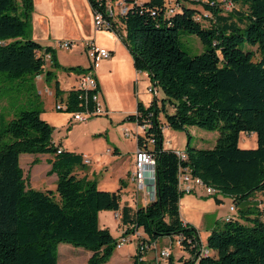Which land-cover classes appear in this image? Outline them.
Here are the masks:
<instances>
[{
    "label": "trees",
    "instance_id": "trees-1",
    "mask_svg": "<svg viewBox=\"0 0 264 264\" xmlns=\"http://www.w3.org/2000/svg\"><path fill=\"white\" fill-rule=\"evenodd\" d=\"M125 1L120 37L135 68L146 71L163 93L147 106L138 101L136 111L125 116L145 124L136 141L155 158V197L144 205L122 204L120 188H100L94 178L79 175L77 169L86 165L82 153L57 151L54 126L41 117L34 90V101L25 102L31 107L19 106L9 118L0 110V264H57L60 242L90 250L86 264H102L118 242L107 226L99 225L103 209L120 211L121 236L143 229L146 236L137 239L133 264H149L143 255L150 247L140 250V245L164 235L177 236L188 252L179 264H264V217L257 204L239 207V215L212 228L203 253L197 228L181 218L184 192L178 186L181 167L231 196L234 208L239 200L264 194V0H233L239 7L226 11L219 0H175L179 7L172 13H167L168 0ZM89 2L92 8L105 6V0ZM32 7V0H0V71L8 79L29 78L31 85V78L43 72L56 99L65 102L58 111H92L98 85L62 95L54 68L78 73L86 68L60 65L53 47L32 38ZM181 30L195 34L203 50L191 54L183 49ZM46 54L51 67H46ZM161 113L172 129L196 125L217 130L213 146L197 147L188 140L183 158L164 147ZM242 132L255 133L254 147L239 145ZM23 152L52 155L46 173L56 174L55 189L27 187L19 163Z\"/></svg>",
    "mask_w": 264,
    "mask_h": 264
},
{
    "label": "crops",
    "instance_id": "crops-1",
    "mask_svg": "<svg viewBox=\"0 0 264 264\" xmlns=\"http://www.w3.org/2000/svg\"><path fill=\"white\" fill-rule=\"evenodd\" d=\"M33 7L30 17V34L33 39L42 45H50L54 48L57 61L62 66L80 65L86 70L90 66V61L86 55L85 42L90 40L98 46L106 47L110 50L109 57L103 59L99 66L95 69V78L98 85V100L105 112L103 114L90 116L86 121H83L85 125V135L89 146L81 145L77 148L67 147L64 138L57 132L67 127L71 112L58 111L55 108L57 101L54 94L52 82L45 79L44 73L35 75L32 79L35 91L38 94V98L41 102L43 111L41 117L46 119L49 123L55 126L52 132V140L55 144H58L60 148L66 150H73L82 153L83 157L87 156L89 162H85L86 165L83 169H77L79 175L86 174L90 178H94L97 181V185L100 188L115 190L120 188L121 203H128L132 206L144 205L149 200L144 196V192H136L135 183L129 177L131 168L135 157L130 158L128 155L125 159H121L120 156L124 152L120 143L116 140L114 133L117 129V124L125 119V116L130 113H134L137 109V102L141 101L147 106L152 100V96L147 90V86L151 83L148 73L143 70L135 68L131 52L129 51L126 43L121 39L120 35L111 29H96L93 24V8L89 0H32ZM140 2L144 0H138ZM122 34H124L122 29ZM62 40H69L72 45L69 49L63 48L59 45ZM46 67H51L50 59L46 58ZM55 79L58 80L60 88L63 90L62 95L65 96L66 92L77 86L79 76L82 72H76L73 70H66L63 67L54 68ZM85 71V70H84ZM163 94L161 95V97ZM64 102V101H63ZM5 107V116L9 118L12 113L17 109L20 103L10 104L4 95L0 96V110ZM58 113L67 115L61 122H54L50 118L54 117ZM131 122V121H127ZM133 129L135 130V140L138 134H143L144 129L136 122ZM125 126V125H124ZM124 127L122 131L125 129ZM132 128V127H131ZM164 127H162L164 135ZM251 132L249 134H252ZM135 156L137 151V141H135ZM196 143L195 146H199ZM164 147H170L163 143ZM240 145V144H239ZM241 146V145H240ZM244 147V146H241ZM171 148V147H170ZM179 150V149H176ZM128 152V150H127ZM109 158V162L104 161V157ZM52 158L50 153H28L23 152L19 155V163L23 168L22 163L25 166L32 168L41 160L45 163L44 171L50 167L49 159ZM104 171V174L102 173ZM109 170V171H108ZM24 171V170H23ZM110 172L109 175H107ZM49 180H56V174H47ZM110 180V184L107 181ZM128 182L134 184L132 191H126ZM111 185V186H110ZM150 190L151 187L147 186ZM53 189V188H52ZM201 191V194H200ZM204 194H203V193ZM202 187H197L194 191L188 192L182 195L179 199V211L183 221L192 223L198 231L200 236V228H204L206 236L212 228L219 226L223 223L226 216L229 214L239 215V206H236L234 210L223 211L220 209L221 203H217L216 200H221L217 197H208ZM152 194L149 195L151 197ZM264 194H259L257 206L263 211L262 217H264ZM132 198V201H130ZM130 199V200H129ZM189 203L191 211L188 213L183 212V203ZM203 204H208L209 209H202ZM102 211H111L115 216V222L119 231V238L124 229V226L120 223V211L103 209ZM196 213H195V212ZM253 214H250L252 216ZM103 226H107L103 223ZM110 230V228H109ZM112 233V231L110 230ZM113 234V233H112ZM113 236H115L113 234ZM146 236L143 229L140 227L136 229L134 233L125 235L126 242L133 243L132 247L128 249L126 257L120 255L117 249L122 248L123 243L119 247H116L108 260L102 264H133V257L136 250L138 237ZM176 238L177 236H173ZM160 238L156 239V245ZM59 245V244H58ZM155 247L147 249L143 255V258L147 260L149 264H179L178 258L180 256L187 257L188 252L183 250L178 244V255L171 253L172 259L167 261L164 257L159 256ZM65 249H71L67 246ZM91 251H87L82 254L84 256L83 264H86L88 256ZM79 258L77 256L75 263ZM125 258V259H124ZM57 264H69L65 258L61 255H57Z\"/></svg>",
    "mask_w": 264,
    "mask_h": 264
},
{
    "label": "rangeland",
    "instance_id": "rangeland-1",
    "mask_svg": "<svg viewBox=\"0 0 264 264\" xmlns=\"http://www.w3.org/2000/svg\"><path fill=\"white\" fill-rule=\"evenodd\" d=\"M234 5L236 7H239V5L236 3ZM203 22L207 23L206 21H203ZM179 38H180V46L186 51H188L189 53L191 54L198 53L203 50V45L195 34L188 33L184 30H181L179 32ZM5 74L6 73L4 71H0V96L4 95L10 104L20 103V105H23V106H20V108L31 107L28 104L25 105V102L30 100V98L31 100L33 99L34 101L36 97L35 94L33 93L35 90V86L31 85L30 79L29 78L23 79V80L19 78L8 79L7 77H5ZM149 93L152 97L154 96V92H149ZM162 94L163 93L161 89L158 87L156 96L160 98ZM167 108L169 111L172 110V107L170 106L169 103H167ZM1 109L5 110V107L3 106V108ZM66 116L67 115L65 114L58 113L57 115H55L54 117H51L50 119L58 123V122L63 121ZM159 118L163 124V127L165 128L164 135H163V143L167 146H170L173 149L184 150L185 145L188 140L190 142V145H193V146L196 145V143H199L198 147H211L213 146L215 139L218 135L217 130H208V129L198 127L196 125L187 126V130L172 129L165 124L164 116L162 113L159 115ZM127 121L129 120L124 119L123 121L118 122L117 129L119 128V126L122 129L126 127L130 133L129 136H125L123 134L122 129H118L114 133L116 140L118 141V143H120L124 151L120 156L121 159H125L127 155L130 158L135 157V144H136L135 141L136 140L134 136L135 130L133 129V126H135V123L132 121L131 122H127ZM54 129H55V126H54ZM84 129H85V125L83 124V122L71 121L68 123L67 127L60 130V133H59V130L57 132V129L54 131V133L60 134L61 137L64 138V141L67 147L77 148V147H80L81 145L89 146L88 145L89 142L87 141ZM188 134H189V137H188ZM239 144L244 147H254L256 145L255 133L249 134V133L242 132L239 136ZM104 159L106 163L109 162L108 156L104 157ZM43 163H45L44 160H41L40 162L36 164V166L34 165L32 168H29L28 165L25 166L22 163L24 174L26 176L25 182L27 184V187H34L38 189H46V188L55 189L56 180L52 181L48 179L49 176H47L44 171V166L42 165ZM102 173L104 174L103 170H102ZM107 173H108L107 175H109L110 172H107ZM110 182H111L110 180L107 181V183L109 184ZM133 188H134V184L131 182H128L125 190L132 191ZM183 192L184 193L182 195L188 193L187 191H183ZM200 194H201V191H200ZM258 195L259 194L256 193V194H253L248 199L239 200V202L236 203V205L237 206L239 205V207H245L247 205L255 206L258 202V198H256L258 197ZM207 196L212 197V198L214 197L220 198L221 200L215 199V201L217 203H221L220 209L223 211L228 210L229 204L230 203L232 204L233 202L231 196L224 194L220 191H217L215 194H209ZM130 201H132V198ZM209 208L210 206H208V204H203L202 209H209ZM190 211H191V207L189 203L187 204V202L184 201L183 203L184 214ZM115 220H116L115 216L111 211H105V212L102 211L99 214V225L103 226V223H106V225L109 226L112 233L117 237L119 235V231H118ZM199 228H200V236H199L200 241L202 245H205L206 238H207L206 231L204 230L203 226ZM159 238L160 240L158 241V244L156 245V250L158 254H159V249L163 247H168L170 250L169 255H171L172 252H173V255H178L179 246H178V243L176 242L175 237L164 235ZM132 245L133 243L126 242V244L122 248L117 249V252L120 255H123V257H126L129 251L128 249H130ZM67 246H69L71 249H68V250L65 249ZM85 251H87L86 248L82 246L74 245L69 242H60L59 245L57 246V255L58 256L61 255L63 258H65L66 262L69 264L75 263V260L78 255H79V258L76 264H83L84 256L82 254H84ZM165 259L169 261V256L165 257ZM121 264H124V263H121Z\"/></svg>",
    "mask_w": 264,
    "mask_h": 264
},
{
    "label": "built area",
    "instance_id": "built-area-1",
    "mask_svg": "<svg viewBox=\"0 0 264 264\" xmlns=\"http://www.w3.org/2000/svg\"><path fill=\"white\" fill-rule=\"evenodd\" d=\"M169 6L167 8V13H172L177 7H179L178 2L175 0H168ZM223 10H229L234 5L233 0H219ZM128 9V4L125 0H105L104 8H93V24L96 29H111L121 36L122 29L125 33V30L119 21L120 16L125 14ZM59 45L63 48L69 49L72 45V42L69 40H62L59 42ZM86 55L90 61V66L79 76L78 83L76 87L89 88L93 89L97 87V81L95 78V69L99 66L100 62L109 57L111 52L108 48L103 46H98L93 43V41L85 42ZM46 58L50 59V55L46 54ZM148 92H154L156 95L157 87L154 83H150L147 86ZM92 100L95 101V108L92 111H73L71 112V121H86L90 116L103 114L105 112L104 108L101 106L98 100V90L92 94ZM65 102L57 101L55 104L56 109H64ZM143 129L145 124H139ZM125 136H129L130 133L127 128L123 130ZM59 147L57 151H60ZM176 150V149H175ZM177 154L180 157H184L185 154L182 150H176ZM84 161L89 162V158L84 156ZM129 177L134 181L136 192H144V196L147 200H151L155 197V158L153 154L143 147L137 146L136 156L133 163V167L130 170ZM147 186H150L149 190ZM178 186L181 190L192 192L197 187H202L207 194H215L217 192L216 188L205 184L202 179L198 176H193L189 171L184 170L179 167L178 169ZM152 194L151 197L149 195ZM234 206L230 205V210H234ZM233 214H229L226 218H229ZM127 241L125 236H120L116 247H119L124 242ZM179 244V240L177 239ZM156 242L143 243L140 245V250L144 248L155 247ZM201 251L207 253L208 250L203 245L201 246ZM170 250L168 247H163L159 249V256L168 257Z\"/></svg>",
    "mask_w": 264,
    "mask_h": 264
}]
</instances>
